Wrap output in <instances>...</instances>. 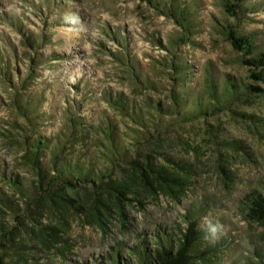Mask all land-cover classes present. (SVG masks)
Wrapping results in <instances>:
<instances>
[{
  "label": "trees",
  "instance_id": "trees-1",
  "mask_svg": "<svg viewBox=\"0 0 264 264\" xmlns=\"http://www.w3.org/2000/svg\"><path fill=\"white\" fill-rule=\"evenodd\" d=\"M69 1L44 3L52 11ZM136 1L171 19L178 28L165 44L157 42L166 54L154 58V65L161 66L167 85L151 77L123 35L108 29L106 34L118 45L109 53L132 94L141 99L107 89L102 99L114 114L102 110L92 119L83 113L82 99L69 98L60 126L51 131L47 129L55 116L45 110V89L33 87L39 84L41 67L51 68L53 60L63 57L57 51L50 55L42 52L54 45L49 29L35 32L16 14L5 17L22 38L18 49L0 36V84L11 113L9 127L1 132L7 146L20 156L11 171L0 169L7 185L0 187V264H52L45 258L51 256L49 252L65 258L72 252L70 244L60 246L69 243L64 236L77 218L87 216L88 222L107 234L113 220L130 229L127 207L133 202L144 209L148 197H185L196 185L197 168L168 150L179 138L176 135L196 123L207 124L227 189L237 178L229 167L231 158L251 160L252 152L240 138L223 135L222 127L212 124L211 119L232 113L264 139V118L244 110L264 99V37L244 33L238 25L244 20L246 0H222L236 24L217 20L211 24L212 30L231 44L236 53L234 62L245 69V75H233L208 64L198 81L199 70L183 51L188 45H199L201 0ZM60 19L80 20L71 13ZM22 67H26L25 74ZM75 89L80 90L79 86ZM146 93L164 94L165 99ZM184 144L192 148L188 141ZM215 206L216 201L209 197L200 199L187 209L185 228L160 225L152 234H139L137 243L117 242L93 262L75 264H216L224 241L211 240L210 231L217 222H202ZM239 208L246 219L264 227V176L240 199ZM3 215L12 216L15 222L4 221ZM254 255L245 264H264L263 250L257 249Z\"/></svg>",
  "mask_w": 264,
  "mask_h": 264
},
{
  "label": "rangeland",
  "instance_id": "rangeland-1",
  "mask_svg": "<svg viewBox=\"0 0 264 264\" xmlns=\"http://www.w3.org/2000/svg\"><path fill=\"white\" fill-rule=\"evenodd\" d=\"M44 1L0 0V36L19 49L22 37L4 20L11 14H16L23 25L32 31L49 29L52 34L54 45H48L42 52L50 55L57 51L63 59L53 60L51 68L42 66L39 71V84L33 87L37 91L45 89V110L55 116L47 130L58 129L61 113L68 107L69 98L82 99L83 113L92 119H97L102 110L113 116L114 112L102 99V93L107 89L123 91L131 98L141 99V96L132 94L128 83L121 78L123 76L119 65L109 53L116 51L118 45L106 34L108 29L123 35L133 54L151 77L159 84L167 85L164 78L166 76L160 73L161 66L154 65V58L159 59L166 54L157 42L162 41L165 44L167 37L178 31L171 19L146 3L136 0H71L63 8L58 6L52 11L46 7ZM32 4L35 7L32 8ZM242 12L244 20L238 24L241 30L263 38L264 0H246ZM66 13L76 14L80 20L68 22L60 19ZM200 14L203 28L197 37L199 45H188L183 51L199 70L197 81L202 69L208 64H213L220 71L244 76L245 69L234 62L236 53L231 44L211 27L216 20L220 23L236 24V19L226 13L222 0H201ZM21 69L25 74L26 67ZM75 86H79L80 90H76ZM146 95L165 99L164 94ZM7 99L4 86L0 84V169L7 168L11 171L20 153L7 146L1 132L3 128L9 127L7 122L11 119L10 110L6 106ZM244 110L264 118V99ZM210 122L221 126L223 135L240 138L249 144L252 152L251 160L247 157L231 158L229 167L237 175L236 183H233L231 189L225 187L221 177L219 153L207 131V124L196 123L185 130L186 132L181 131L176 135L179 138L174 147L168 150L188 159L197 168L196 185L185 197H148L144 209L137 202H133L127 207L130 229L122 228L118 220H113L107 234L96 224L88 222L87 216L77 218L64 236L69 243L60 246L63 248L70 244L72 252L65 258L52 251L48 253L51 256L45 258H49L52 264H75L83 261L91 263L108 253L117 242L137 243L139 234H152L160 225L176 230L178 225L185 228L187 224L184 215L187 209L206 197L216 201L217 206L208 212L202 222H217L216 227L210 231L211 240L224 241L217 253L219 259L216 264H245L255 257L257 249L264 251V227L246 219L239 208L240 199L264 176V139L248 123L235 118L232 113L219 115ZM122 128L126 133H131L124 126ZM186 141L192 145L191 149L184 144ZM21 173L26 175L25 172ZM0 187H7L1 177ZM3 216L6 222H15L12 216Z\"/></svg>",
  "mask_w": 264,
  "mask_h": 264
}]
</instances>
